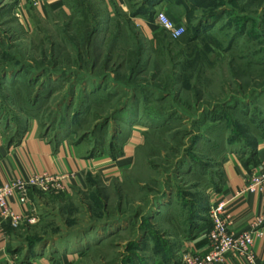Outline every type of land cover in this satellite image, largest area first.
<instances>
[{"label":"rangeland","instance_id":"1","mask_svg":"<svg viewBox=\"0 0 264 264\" xmlns=\"http://www.w3.org/2000/svg\"><path fill=\"white\" fill-rule=\"evenodd\" d=\"M134 1L136 11L145 0ZM186 1L187 33L173 40L158 26L149 40L127 15L108 17L102 0H64L66 11L31 28L16 16V0H0V121L37 118L46 135L70 137L89 157L121 158L133 131L142 136L117 177L31 189L30 216L9 222L24 256L81 249L74 264L176 259L174 235L209 219L224 158L258 164L264 0Z\"/></svg>","mask_w":264,"mask_h":264},{"label":"crops","instance_id":"2","mask_svg":"<svg viewBox=\"0 0 264 264\" xmlns=\"http://www.w3.org/2000/svg\"><path fill=\"white\" fill-rule=\"evenodd\" d=\"M130 2L131 0H102L108 17L112 18L127 15L129 19L133 15L134 7L140 4L139 1H134L135 5H130ZM190 8L186 0H158L151 9L155 12L165 11L179 23L185 24L191 12ZM14 10L19 20L31 28L36 21L48 19L59 11H66V4L64 0H16ZM130 21L139 26L140 33L146 39H155L161 32L158 25L144 15L134 16ZM141 140L139 131H133L124 144L121 158H112L109 155L89 157L86 149L78 146L70 137L55 138L46 135L37 118L0 121V187L14 178L48 174L72 175V178L66 180L68 188H86L91 176L102 174L104 178L108 176L107 179L117 177L122 168L132 162L135 149ZM255 156L257 165L247 164L244 157H225L221 163L218 189L211 196L212 202L219 199L226 202L234 231L252 229L261 220L254 235V262L249 263L238 256L230 255L223 264H264V189L257 186L255 190L244 191L251 184L253 173L259 170V164L264 161V144H260ZM10 204L18 214L29 209L28 205H21L15 199H11ZM9 222L0 221V248L4 249L0 264H74L80 259L81 249H67L59 259L49 256L48 250L30 255L27 253L24 256V253L14 247L15 241L12 239ZM207 229L208 226L204 223L194 224L189 231H185L184 236L174 235L177 258L164 261L160 257L159 261H152L150 264H179L183 253L205 250ZM76 242L78 241L74 244Z\"/></svg>","mask_w":264,"mask_h":264},{"label":"built area","instance_id":"3","mask_svg":"<svg viewBox=\"0 0 264 264\" xmlns=\"http://www.w3.org/2000/svg\"><path fill=\"white\" fill-rule=\"evenodd\" d=\"M155 20L159 28L167 31L173 40L181 38L186 32V27L176 20L174 21L165 11H158ZM261 162L257 173H253L251 184L244 188V191L255 190L257 186L264 189V161ZM70 178L72 175L36 174L28 178H14L7 181L0 187V221H10L11 225L17 227L30 216V209L21 214L16 213L10 204L11 199L26 206L30 202L32 188L65 190L66 180ZM207 215L213 227L205 236L207 239L206 249L183 253L179 264H223L230 255L238 256L249 263L254 262V235L261 220L252 229L234 231L231 227L232 221L227 204L221 199L209 203ZM29 221L35 222L36 218L32 217ZM3 253L4 249L0 248V257Z\"/></svg>","mask_w":264,"mask_h":264},{"label":"trees","instance_id":"4","mask_svg":"<svg viewBox=\"0 0 264 264\" xmlns=\"http://www.w3.org/2000/svg\"><path fill=\"white\" fill-rule=\"evenodd\" d=\"M158 0H145L144 1V3H142V5H141V8H139L138 10H136V11H134L133 12V15L128 19V21H130L131 19H132V17H134V16H137V15H144L146 18H148V19H150L151 21H154L155 23H156V20H155V16H156V13L157 12H155V11H153L151 8L153 7V5L157 2ZM179 2H182V1H185V0H178ZM205 1V0H204ZM205 5V4H204ZM199 7H201L200 5H199ZM203 7V6H202ZM193 8H196V7H193ZM222 12V11H221ZM218 13H214V15H217ZM210 16H213V15H210ZM118 17L119 18H121L122 17V15H118ZM204 20V19H203ZM174 21H175V18H174ZM131 22V21H130ZM178 22V21H177ZM203 22V21H202ZM201 22V23H202ZM157 24V23H156ZM158 25V24H157ZM202 25V24H201ZM201 32H202V28L201 27H199L198 29H197V32L194 34V36L191 38V41H195V40H197L199 37H200V35H201ZM102 33H103V30L102 29H96L95 30V37L96 38H98V40L100 41V36H102ZM187 33V30H186V32H185V34ZM184 34V35H185ZM183 35V36H184ZM112 36V39H113V47L110 49V52H113V50L115 49V47L117 46V43H118V41H119V35L116 33V34H112L111 35ZM182 36V37H183ZM181 37V38H182ZM181 38H179V39H181ZM179 39H177V40H179ZM104 41V40H103ZM106 42V41H105ZM102 44H103V42H102ZM256 153V152H255ZM208 218H207V222L205 221V219H204V221H203V223L204 224H206L207 226H208V229H207V232L211 229V227H213L212 226V224H211V222H210V220H209V222H208ZM173 256H175L174 254L172 255V254H163L161 257L163 258V260L164 261H168V260H170V259H172L173 258Z\"/></svg>","mask_w":264,"mask_h":264},{"label":"water","instance_id":"5","mask_svg":"<svg viewBox=\"0 0 264 264\" xmlns=\"http://www.w3.org/2000/svg\"><path fill=\"white\" fill-rule=\"evenodd\" d=\"M47 244V243H46Z\"/></svg>","mask_w":264,"mask_h":264}]
</instances>
